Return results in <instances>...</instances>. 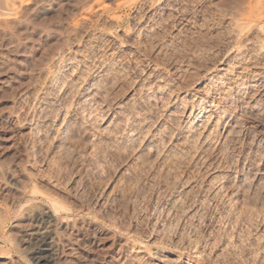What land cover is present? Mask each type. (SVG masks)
<instances>
[{
	"label": "rangeland",
	"instance_id": "rangeland-1",
	"mask_svg": "<svg viewBox=\"0 0 264 264\" xmlns=\"http://www.w3.org/2000/svg\"><path fill=\"white\" fill-rule=\"evenodd\" d=\"M33 203L50 264H264V0H0V264Z\"/></svg>",
	"mask_w": 264,
	"mask_h": 264
},
{
	"label": "bare ground",
	"instance_id": "bare-ground-1",
	"mask_svg": "<svg viewBox=\"0 0 264 264\" xmlns=\"http://www.w3.org/2000/svg\"><path fill=\"white\" fill-rule=\"evenodd\" d=\"M71 132V131H70ZM123 149V148H121ZM124 150V149H123ZM127 156V155H126ZM146 157V156H145ZM144 157V158H145ZM123 158V157H122ZM51 160V159H50ZM54 161V160H53ZM59 161V160H58ZM144 162V161H143ZM23 163V162H22ZM22 165V164H21ZM6 166V165H5ZM3 167V166H2ZM11 167V166H10ZM8 168V167H7ZM13 171V170H11ZM53 174V173H52ZM27 178V176H26ZM17 179V178H16ZM6 180V179H5ZM43 183V182H42ZM21 185V192L19 194L18 197L15 198V196L18 194H16L14 196V202H18L20 200H22L24 197H30L31 199H37L39 197L45 199L48 204L53 208V210L55 212H58L59 208L61 206H59V200H57L56 197H53L52 194H49L47 192H44L42 190H40L41 188H38L39 185L37 184V182H33L32 181V178L31 179H28L27 181L24 180L23 183L20 184ZM38 185V186H37ZM47 191V190H46ZM49 191V190H48ZM17 192V191H16ZM6 193V192H5ZM60 193V192H58ZM71 193V192H70ZM3 194V193H2ZM12 194V193H11ZM11 196V195H10ZM7 197V196H6ZM13 198V197H12ZM12 200V199H11ZM29 202V201H28ZM31 202V201H30ZM40 202V201H39ZM23 203H26V202H23ZM37 203V202H36ZM14 204V203H13ZM10 205V203H9ZM29 205V204H28ZM11 206V205H10ZM21 206V205H20ZM31 206V205H30ZM32 206H34L35 208H38V214H32L31 210L28 212V213H25L26 215H22V218L23 219H26L32 223H35V222H42L43 224H39L38 227H37V230L36 232L34 233H26L25 236L27 235L28 236V239L31 243H29V247H28V257H29V260L30 259H34L36 260L35 264H41V263H44L46 264L47 263H51V261H53L54 259V253L52 251V249H48L47 246L49 247L50 245V241L49 239H51L52 235L48 234V228L49 226L46 225L48 223H45L46 222V219L44 217L45 214L44 211H42L41 209V206H39V204H32ZM66 207V206H65ZM23 208V207H22ZM46 208V206H45ZM20 209V208H19ZM18 209V210H19ZM25 209V208H24ZM62 209V208H61ZM17 210V211H18ZM29 210V209H28ZM23 213V212H22ZM47 216V215H46ZM48 218V217H47ZM61 219V218H60ZM64 220V219H63ZM72 220V219H71ZM23 221V220H22ZM72 222V221H71ZM20 223V222H19ZM77 223V222H76ZM17 224H18V221H17ZM29 225V223H27ZM38 224V223H37ZM73 224V223H72ZM33 225V224H32ZM69 225V224H67ZM27 226V225H26ZM37 226V225H36ZM58 226V225H57ZM18 227V226H17ZM35 230V229H34ZM13 231V230H12ZM50 231V230H49ZM10 232V231H9ZM55 232L58 234L57 230H55ZM64 232V231H63ZM11 233V232H10ZM15 233V232H14ZM18 235H19V232H18ZM59 235V234H58ZM8 236V235H7ZM61 236V235H60ZM18 237V236H17ZM54 237V236H53ZM10 238V242L13 243V240L15 238V236L12 235V237H8ZM26 238V237H25ZM59 238V237H58ZM27 239V238H26ZM16 241V239H15ZM21 242V241H19ZM17 243V242H16ZM6 244V243H5ZM119 244V243H118ZM120 245V244H119ZM16 246V245H15ZM6 247V246H5ZM45 247V248H44ZM119 247V246H118ZM117 247V248H118ZM16 248L18 249V247L16 246ZM102 248V247H101ZM258 250V249H257ZM109 251V250H108ZM113 252V251H112ZM241 251H239L240 253ZM257 252V251H256ZM255 252V253H256ZM19 253V252H18ZM9 254V253H8ZM117 254V253H116ZM100 255V254H99ZM246 255V254H245ZM258 255V254H256ZM27 256V255H26ZM111 256V255H110ZM244 256V255H243ZM17 257V256H16ZM113 258V257H112ZM239 258V256H238ZM96 259V258H95ZM101 259V258H100ZM116 259V258H114ZM247 259V258H246ZM221 260V259H219ZM224 260V259H223ZM229 260V259H228ZM235 260V259H234ZM239 260V259H238ZM245 260V259H244ZM250 260V259H249ZM100 261V260H99ZM233 261V260H232ZM246 261V260H245ZM18 262V261H17ZM60 262V260H59ZM243 262V261H242ZM248 262V261H247ZM251 262V261H250ZM248 262V263H250ZM256 262V261H255ZM260 262V261H259ZM55 263V262H54ZM215 263V262H213ZM239 263V262H238ZM241 263V262H240ZM247 263V264H248ZM258 263V262H257ZM16 264V263H15ZM66 264V263H65ZM235 264V262H234ZM252 264V263H251Z\"/></svg>",
	"mask_w": 264,
	"mask_h": 264
}]
</instances>
